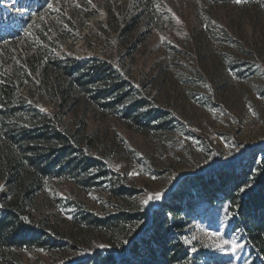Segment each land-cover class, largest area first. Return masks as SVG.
<instances>
[{"label":"rangeland","instance_id":"1","mask_svg":"<svg viewBox=\"0 0 264 264\" xmlns=\"http://www.w3.org/2000/svg\"><path fill=\"white\" fill-rule=\"evenodd\" d=\"M38 1L0 0V31L7 32L6 13H29ZM61 1L41 0L48 19ZM91 1L97 15L80 19L76 38L54 52L106 62L123 93L102 109L83 99L59 105L30 82L19 89L29 111L24 117L43 114L51 127L74 138L66 146L69 162L57 166L24 205L35 234L22 246L0 249V264H75L104 250L119 257L108 233L86 218L128 212L138 216L134 227L143 231L151 224L145 211L152 214L170 194L181 197L182 213L191 217L187 244L220 258L202 257L200 264H242L234 252L238 232L223 234L232 214L224 226L207 223L209 198L195 178L249 164L254 172L264 157V0H158L153 24L142 21L125 35L124 23L105 26L106 0H67L63 12L76 17ZM106 88L114 96L113 79ZM86 156L98 166L82 164ZM70 164H78L73 173ZM252 186H241L240 197ZM15 194L0 178V209Z\"/></svg>","mask_w":264,"mask_h":264},{"label":"trees","instance_id":"2","mask_svg":"<svg viewBox=\"0 0 264 264\" xmlns=\"http://www.w3.org/2000/svg\"><path fill=\"white\" fill-rule=\"evenodd\" d=\"M110 1L104 4L105 26L117 28L124 23L121 33L125 35L142 21L153 24L158 0ZM66 2L61 1L53 19L46 17L49 9L39 0L33 11L22 15L12 11L2 20L7 32L0 31V178L14 187L16 194L0 209V249L22 246L30 233L35 234L23 216L24 205L43 188L45 179L57 166L69 162L66 146L74 138V134L65 135L51 127L45 115L33 109L36 117H24L29 111L25 98L17 97L19 89L30 82L59 105L74 106L83 99L85 104L102 109L117 104L119 94L123 93L124 84L114 78L106 62L56 56L54 51L61 43L76 38L74 32L80 27V19L97 15L93 1L87 4L85 13L76 17L74 13L66 15ZM112 79L114 96L106 88ZM130 114L128 110L126 115ZM81 163L90 168L98 166V160L90 156ZM77 166L70 164L68 170L73 173ZM250 167L251 164L230 173L216 170L207 176L200 174L195 180L198 190L209 198L206 222L224 226L232 214L223 234L238 232L234 252L239 262L264 264V157L254 172ZM252 182L254 186L245 197H240L241 186ZM217 192L221 196L215 198ZM179 201L181 197L170 194L154 207L152 214L145 211L151 224L143 231L134 227L138 216L128 212L86 218V224L108 233L109 243L119 257L104 250L75 264H200L202 257L219 260L215 254L187 244L184 235L191 217L189 212L182 213ZM137 235L125 251L127 242Z\"/></svg>","mask_w":264,"mask_h":264},{"label":"snow or ice","instance_id":"3","mask_svg":"<svg viewBox=\"0 0 264 264\" xmlns=\"http://www.w3.org/2000/svg\"><path fill=\"white\" fill-rule=\"evenodd\" d=\"M237 2L239 3V2H240V0H237ZM156 199H159V197H156Z\"/></svg>","mask_w":264,"mask_h":264}]
</instances>
